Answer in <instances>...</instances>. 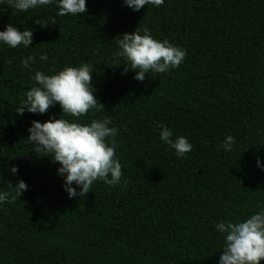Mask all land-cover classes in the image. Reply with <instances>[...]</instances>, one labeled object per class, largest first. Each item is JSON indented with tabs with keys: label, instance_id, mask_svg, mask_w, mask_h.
I'll list each match as a JSON object with an SVG mask.
<instances>
[{
	"label": "trees",
	"instance_id": "1",
	"mask_svg": "<svg viewBox=\"0 0 264 264\" xmlns=\"http://www.w3.org/2000/svg\"><path fill=\"white\" fill-rule=\"evenodd\" d=\"M86 9L56 16L55 3L27 12L0 5V30L33 29L27 49L0 45V188L20 179L28 185L0 207V264H217L216 223L264 207V170L256 166L257 157L264 164V0H164L137 12L122 0H86ZM143 27L186 56L137 81L115 55L116 41ZM30 54L46 74L93 65L103 108L79 119L108 116L119 129L126 187L97 181L70 199L58 164L26 144L31 121L62 115L58 104L17 113L33 83L20 66ZM158 124L186 136L192 150L177 158L159 140ZM226 135L238 140L234 154L218 148Z\"/></svg>",
	"mask_w": 264,
	"mask_h": 264
},
{
	"label": "clouds",
	"instance_id": "2",
	"mask_svg": "<svg viewBox=\"0 0 264 264\" xmlns=\"http://www.w3.org/2000/svg\"><path fill=\"white\" fill-rule=\"evenodd\" d=\"M56 5V16L82 14L87 11L86 0H0V5L10 9L27 12L50 4ZM123 6L134 12L140 11L146 5L158 7L164 0H122ZM41 28L48 27L47 20L37 18L34 21ZM115 55L122 58L127 66L124 72H134L133 79L143 81L150 71L156 74L167 73L170 69L180 66L186 56V50L174 45L168 39L158 40L151 34V29L143 27L131 33L118 35ZM33 29L23 30L8 23L0 30V45L9 48H29L33 43ZM39 60L46 62L47 55L41 54ZM36 56L28 55L20 59V66L30 74L32 86L24 93V99L17 109L18 114L25 111L33 114H44L50 107L57 104L61 109L60 118L50 115L49 119L40 122L33 120L27 128L28 136L24 140L32 145L34 153L50 157L57 163V175L62 177V188L68 197L80 199L90 191L94 182L102 181L105 185H122V165L116 155L119 129L112 125V120L105 116L93 118L88 123L79 119L93 110L103 106L94 95L92 85L93 65L80 63L78 66H65L53 74L35 70ZM70 116L75 119L61 118ZM159 140L174 150L177 158H183L190 152L193 145L186 136L174 135L171 128L158 124ZM238 140L233 135H226L219 143V150L235 153ZM264 145V144H262ZM257 168L264 170V164L259 157ZM10 172L15 175L18 166L12 164ZM28 185L22 179L15 186L8 182L5 188H0V207L5 203L13 204ZM222 243L217 264H261L264 261V207L244 217L222 219L215 225Z\"/></svg>",
	"mask_w": 264,
	"mask_h": 264
}]
</instances>
